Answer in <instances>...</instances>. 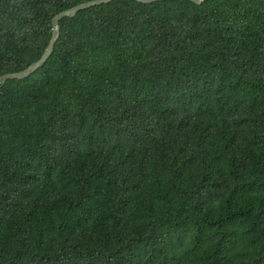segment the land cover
Wrapping results in <instances>:
<instances>
[{
    "label": "trees",
    "instance_id": "trees-1",
    "mask_svg": "<svg viewBox=\"0 0 264 264\" xmlns=\"http://www.w3.org/2000/svg\"><path fill=\"white\" fill-rule=\"evenodd\" d=\"M0 0V75L57 12ZM0 86V264H264V0H112Z\"/></svg>",
    "mask_w": 264,
    "mask_h": 264
},
{
    "label": "water",
    "instance_id": "water-1",
    "mask_svg": "<svg viewBox=\"0 0 264 264\" xmlns=\"http://www.w3.org/2000/svg\"><path fill=\"white\" fill-rule=\"evenodd\" d=\"M111 1L112 0H87V1L77 3L73 6H70L54 14L51 18V34H50L49 40L45 48L43 49V52L39 56V58L31 62L29 65H27L25 68L21 70L1 74L0 75V86L3 85L8 79H23V78L30 76L33 72H35L38 68H40L46 62V60L49 58V56L51 55L53 51L55 42L57 41L59 37V33H60L59 22L62 18L74 17L75 14L80 10H84V9H87V8H90L96 5L109 3ZM135 1L141 2V3H151V2L161 1V0H135ZM189 1L195 4H201L204 0H189Z\"/></svg>",
    "mask_w": 264,
    "mask_h": 264
}]
</instances>
